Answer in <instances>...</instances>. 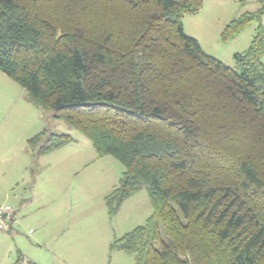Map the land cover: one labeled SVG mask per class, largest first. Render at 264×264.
<instances>
[{
  "label": "trees",
  "instance_id": "16d2710c",
  "mask_svg": "<svg viewBox=\"0 0 264 264\" xmlns=\"http://www.w3.org/2000/svg\"><path fill=\"white\" fill-rule=\"evenodd\" d=\"M203 4L0 0V71L124 166L109 215L146 189L151 216L111 245L136 264H264V27L229 67L185 33ZM72 142L44 130L29 147Z\"/></svg>",
  "mask_w": 264,
  "mask_h": 264
},
{
  "label": "rangeland",
  "instance_id": "374dc122",
  "mask_svg": "<svg viewBox=\"0 0 264 264\" xmlns=\"http://www.w3.org/2000/svg\"><path fill=\"white\" fill-rule=\"evenodd\" d=\"M260 7V0H204L199 13L183 17L184 30L207 54L234 68V54L249 48L259 25L264 27V16L230 39L224 40L223 32L231 21ZM44 130L69 135L73 142L34 157L29 140ZM123 172L118 160L98 157L83 133L35 106L0 71V203L7 193L17 198L11 201L15 207L20 196L35 195L33 213L19 214L17 232L0 233V264H136L133 255L112 251L111 245L144 225L152 206L143 189L109 215L105 197Z\"/></svg>",
  "mask_w": 264,
  "mask_h": 264
},
{
  "label": "crops",
  "instance_id": "0c3cea01",
  "mask_svg": "<svg viewBox=\"0 0 264 264\" xmlns=\"http://www.w3.org/2000/svg\"><path fill=\"white\" fill-rule=\"evenodd\" d=\"M191 37V36H190ZM194 38V37H193ZM196 39V38H195ZM197 40V39H196ZM198 41V40H197ZM201 46V45H200ZM203 49V48H202ZM235 55V54H234ZM16 181V180H15ZM21 198L19 199L20 204L17 205V207L13 206V203L11 201H16L17 202V198L15 197V199L9 195V193L6 194L4 202H1L0 205L9 207L11 209V222H12V228L10 229V231H7V233L12 234L13 232H17V230H14V225L18 224L19 222V214L21 212H26L28 211L27 215H31L33 213V209H32V205L33 201H35V195L31 193V195H27L24 194L22 196H20ZM18 201V202H19ZM39 204H44L45 206H47V204L41 202ZM42 207V206H41ZM25 220V219H24Z\"/></svg>",
  "mask_w": 264,
  "mask_h": 264
},
{
  "label": "built area",
  "instance_id": "2783aa9c",
  "mask_svg": "<svg viewBox=\"0 0 264 264\" xmlns=\"http://www.w3.org/2000/svg\"><path fill=\"white\" fill-rule=\"evenodd\" d=\"M11 223V209L0 205V233L10 231Z\"/></svg>",
  "mask_w": 264,
  "mask_h": 264
}]
</instances>
